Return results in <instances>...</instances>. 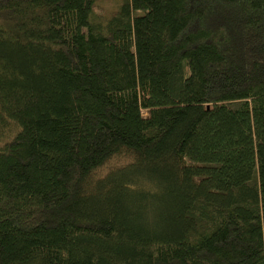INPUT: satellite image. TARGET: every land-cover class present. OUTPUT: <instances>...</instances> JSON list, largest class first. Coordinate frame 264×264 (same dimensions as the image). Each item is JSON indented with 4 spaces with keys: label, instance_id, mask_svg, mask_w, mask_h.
<instances>
[{
    "label": "trees",
    "instance_id": "trees-1",
    "mask_svg": "<svg viewBox=\"0 0 264 264\" xmlns=\"http://www.w3.org/2000/svg\"><path fill=\"white\" fill-rule=\"evenodd\" d=\"M0 0V264H264V0Z\"/></svg>",
    "mask_w": 264,
    "mask_h": 264
},
{
    "label": "rangeland",
    "instance_id": "rangeland-1",
    "mask_svg": "<svg viewBox=\"0 0 264 264\" xmlns=\"http://www.w3.org/2000/svg\"><path fill=\"white\" fill-rule=\"evenodd\" d=\"M121 0H106L105 2H103V6L107 9V10H111V9H115L117 4H119Z\"/></svg>",
    "mask_w": 264,
    "mask_h": 264
}]
</instances>
